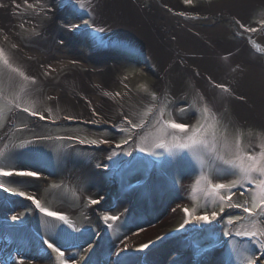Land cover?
<instances>
[{
  "label": "rangeland",
  "instance_id": "1",
  "mask_svg": "<svg viewBox=\"0 0 264 264\" xmlns=\"http://www.w3.org/2000/svg\"><path fill=\"white\" fill-rule=\"evenodd\" d=\"M154 1L176 20L185 21L186 25L202 21L200 27L203 29L208 23L209 27L221 25L231 31L237 25L232 23L228 13H216L213 9L216 4L225 3L226 0H192V4H186L184 0ZM87 2L0 0V14L6 17L0 15V48L4 49L13 67L21 69L36 80L34 84L22 81L17 74L6 69L0 60V73L11 76L10 82L0 79V109L3 110L0 112V167L13 169L14 165H11L16 154L19 157L24 151L26 157L29 154L39 156L43 165H37L35 169H40V172L43 169L53 172L55 165L49 167L50 160L67 156V149L71 150L70 153L74 152V161L83 164L90 162L92 169L89 170H85L83 166L82 169L74 167L77 179L74 174L71 177L78 184L71 192L77 201L74 204L63 197L70 196L69 192H28L30 195L34 194L43 207L66 215L71 224L81 230L75 233L80 237L75 242L77 246L70 251L65 250L66 245L61 249L65 251V258L75 257V264H199L204 257L211 264H251V260H255V264H264V256L260 255L259 245L255 241L225 234L241 230V224L251 227L248 221L233 225L227 223L229 216L247 215L241 208H228L227 204H244L246 201L250 204L251 194L248 192L241 195L239 189H233L235 195L232 201L225 202V211L216 221L210 224L189 223L183 229L180 227L186 218L182 211L185 207L193 210L196 215L205 212L210 215L212 211L219 213L221 205L218 199L214 200L209 194L210 186L214 183L227 184L239 178L238 173L231 174L235 170L231 165L225 164V160L239 162L238 156L244 153L256 154L262 150L264 113H243L230 100L220 96L211 98L208 92L213 88L215 77L208 72L207 81H201L198 71L202 70L197 69L194 74H190L184 67L186 60L181 57L162 71L153 57L139 46L116 44L112 48L108 47L104 34L94 25V13ZM142 2L145 7L150 8L151 0ZM81 4L84 5L83 8ZM55 12L59 13L56 15ZM262 19L264 0H254L247 6L245 16L237 26L241 34L252 36L263 43L264 30L245 31L248 27L259 29L258 22ZM241 23L245 28L240 27ZM72 25H80V28L73 31ZM229 40L245 41L249 50L255 47L246 39L235 36V32L224 41ZM103 46L109 48L107 51L111 69L107 72L99 70V74L102 80H107L110 75L111 81L115 82L112 84L116 87L112 93L109 92L111 107L104 114L93 106L96 95L90 99L77 95L79 99L73 101L69 98V93L75 92L77 88V72L80 69H86V72L96 71L93 56L89 59L86 57L82 64L68 63L61 67L49 64L48 68L56 70L49 74L48 68L43 67L45 64L36 70L37 54L28 55L24 51L26 48H33L32 52L47 54L63 50L72 55L73 52L82 50V54L88 56L93 52L100 53ZM258 57V63L261 62L264 66V53ZM21 84L25 88L23 92L20 90ZM51 90L58 95H50ZM116 93L120 95L116 96ZM16 103L20 104V109L15 107ZM78 105L86 106L84 109L89 111L88 118L80 115ZM23 107L43 113L46 119L40 120L38 116L33 117L23 112ZM205 107L211 110L207 123L216 125L217 143L215 151L211 150V144L209 149H199L202 163L189 150L169 154L158 149V156L141 153L137 135H133L128 144L122 143L128 135L120 131L127 127L122 116H128L133 123L145 121L144 129L139 132L148 136L143 146L150 147L160 135L158 120L187 123L191 127L204 122ZM48 109H51V116L56 119V123L48 119ZM92 109H95L98 116L92 115ZM85 110L84 113L87 112ZM65 116L77 119L65 120ZM93 119L99 122H82ZM168 131L177 136L179 142H186V134L178 130ZM149 133L152 135H148ZM164 138L169 143L174 142L171 135ZM91 139H107L112 143L92 145L87 142ZM208 139L211 141V135ZM80 140L85 143H79ZM115 144H121L122 147L116 148ZM72 146L74 148H70ZM129 152L132 153L131 156L127 155ZM109 156L112 159H108ZM95 166L105 169L106 192L99 188L94 192L89 174L95 171ZM11 180L0 177V182H4L7 187H11ZM112 182L116 185L112 184L111 187ZM79 184H84L81 189L83 192H80L82 185ZM4 193L0 191V233L1 240L6 243L0 244V264H9V257L13 264H18L19 254L36 258V262L26 264H59L57 254L48 249L44 241L48 240L60 247L63 241L53 239L59 228L54 229L52 226H68L44 215L38 209H31L28 200ZM220 194L227 195L224 190H220ZM89 198L100 199V203L91 205ZM18 202L23 207L16 206ZM8 207L12 209L6 213L8 209H4ZM106 214L120 216V219L108 221L112 224L108 228L103 220ZM13 216H18L19 219L13 220ZM257 227H264V222L258 220ZM140 228L144 230L134 234ZM68 230L73 231L71 228ZM11 232L20 241L15 245L8 237ZM159 237L165 238L159 240ZM149 242L154 243L148 249L136 250ZM89 243L92 245L91 249H88ZM125 246L127 250L121 251ZM167 255L169 256L164 262H158L160 256ZM69 264H73V261L70 260Z\"/></svg>",
  "mask_w": 264,
  "mask_h": 264
},
{
  "label": "bare ground",
  "instance_id": "2",
  "mask_svg": "<svg viewBox=\"0 0 264 264\" xmlns=\"http://www.w3.org/2000/svg\"><path fill=\"white\" fill-rule=\"evenodd\" d=\"M87 1L94 13V25L99 32L104 34L105 43L108 47L112 48L116 44L139 46L142 51L153 57L162 71L181 57L186 60L184 67L190 74H194L197 69L202 70L198 71L201 81H207L206 74L208 72L215 77L213 88L208 92L211 98L220 96L222 99L232 101L237 109L243 113L263 115L264 66L261 62L258 63V56L264 53V42L261 43L259 39L241 34L242 32L237 26L240 19L245 16L247 6L254 0H226L225 3L222 2L213 7L216 13H228L232 23L237 24L232 31L221 25L209 27L208 23L203 29L200 27L202 21H194L186 25L185 21L176 20L154 0H151L149 9L145 7L142 0ZM58 13L55 12L56 15ZM3 17L6 18L4 15ZM14 20L16 22L17 18L15 17ZM232 32H235V36L246 39L251 46H255L253 50H249L245 41H224ZM26 49L24 51L28 55L37 54L36 70L42 64H45L46 66L43 67L46 68L49 64L61 67L73 63V61L75 64H82L86 57L89 59L94 53L96 60L93 61H96V67H94L96 71L86 72V69L82 71L79 68L80 71L76 74L77 88L75 92L69 93V98L73 101L76 100L77 95H83L84 98L87 96L89 99L96 95L97 99L93 102V106L102 114L110 110L111 95L109 92L112 93L116 89L112 84L115 82L111 81L110 75H108L107 80H102L99 74V70L107 72L111 69L109 66L111 59L107 51L109 48L103 46L99 50L100 53L93 52L88 56L82 54V50H77L71 55L63 50L57 53L41 54L32 52L34 51L33 48ZM85 68L88 69V66ZM55 72L56 70L52 67L48 68L49 74ZM210 83L212 84V82ZM110 84H112V88ZM216 84L226 85L230 92H223L215 87ZM50 93L53 97L58 95L52 90ZM216 102H218L217 98ZM78 107L83 118L90 116L88 115L89 111L84 109L86 106L80 107L78 105ZM84 110L87 112L84 113ZM105 118L108 117L105 116ZM102 236L105 237V234ZM168 256H160L158 262L160 260L164 262ZM18 257V261L23 259L25 264L36 262V258H28L26 255L19 254ZM204 258L199 261V264H211L209 260ZM177 260L182 262L181 259ZM9 264H13V260ZM36 264L45 263L37 262Z\"/></svg>",
  "mask_w": 264,
  "mask_h": 264
},
{
  "label": "snow or ice",
  "instance_id": "3",
  "mask_svg": "<svg viewBox=\"0 0 264 264\" xmlns=\"http://www.w3.org/2000/svg\"><path fill=\"white\" fill-rule=\"evenodd\" d=\"M186 4H192V0H184ZM19 7V5H17ZM81 7L83 8L84 5L81 4ZM183 15V13H181ZM239 23V22H238ZM260 28L257 27H248L245 28L244 24H240L241 28H245V31L247 32H257L258 30H264V19L260 20L259 22ZM80 28V25H72L71 30L75 31ZM96 31V30H94ZM0 60H2L3 65L6 69L10 70L11 73L17 74L22 81H29L31 83H35L36 80L33 77H30L25 74L24 71H22L19 68L13 67V65L9 62V58L7 55H5L4 49L0 48ZM75 63V61H73ZM0 79H6L7 81H11V76H6V74L0 73ZM215 87L221 89L223 92H230V89L223 84H216ZM20 90L23 92L25 90L24 85H20ZM116 96H119L120 93H116ZM51 99V97H49ZM153 99L155 97L153 96ZM90 103V102H89ZM15 107L17 109H20L21 106L19 103L15 104ZM23 112L28 113L29 115L36 117L38 116L40 120H45L46 117L43 113H38L37 111L32 110L29 107H23L21 109ZM3 110L0 109V112ZM210 109L208 107H205L203 109V123L198 122L197 125H192L191 127L187 123H177L175 121L170 120H158L157 123L160 125L158 131L160 133L159 136L155 138L152 145L150 147L143 146L146 140L148 139V136L141 135L139 130L144 129L145 127V121L141 120L139 123H133L132 119H130L128 116H122L123 123L127 125V127H123L120 129L122 132L128 133L127 137L122 141L123 144H128L130 140H132L133 135H137L140 140V146L139 151L141 153H147L150 156H158L157 150H163L164 152H167L169 154H173L176 151L179 150H189L192 152L193 156L201 161L202 158L199 153V149H209L210 144L213 145L211 148L212 151H215V144L217 143V135H216V125L215 124H208L207 120L209 118ZM149 112H151V109H149ZM48 119L51 120L52 123H56V119L51 116V109H48ZM92 115L98 116V113H96L95 109H92ZM147 115V113L145 114ZM160 116H163V109L160 110ZM65 120H76L77 118L71 117V116H65ZM83 123H92L97 124L99 121L96 119L89 120V121H82ZM168 129L172 130H178L180 133L186 134V142H179V138L172 133L168 131ZM148 135H152L149 133ZM171 135L173 143H169L165 140V136ZM211 135L212 139L211 141L208 139V136ZM68 139H74L73 137H68ZM89 144L97 145V144H109L112 143L111 141L107 139H91L87 141ZM79 143L83 144L85 143L84 140H80ZM116 148H121V144H115ZM225 147H227V141L225 138ZM239 145L237 144V148ZM261 151L256 154L252 153H244L241 156H238L237 162L236 160H225L224 163L231 165L232 169L235 171L231 172L232 175H237L239 178L237 180H233L230 183H214L211 184V191L210 195L213 196V199H218L220 203L219 213L216 211H212L210 215L205 212L202 215H196L194 214L193 210H190L189 208L185 207L182 209V211L185 213V220L184 224H182L180 227L183 229L185 225L189 223H196V224H210L213 221H216L219 218V215L221 213H224L225 207L224 204L227 201H232L233 196L235 195V192L233 189H239L240 194L244 195L245 192H248L251 194V202L249 204L248 201H246L244 204L239 203H228V208H241L243 213H246V216H240L237 215L235 217L229 216L227 218V223L229 225L236 224L241 221H248L251 224V227H245L243 224H241L240 228L241 230H237L234 233L227 232L226 235L235 237H243L247 238L249 241H255L259 245V251L260 255L264 256V227H257V221L260 220L261 222H264V145L261 146ZM127 155L131 156L132 153L129 152ZM108 159H112L111 156L108 157ZM246 161V162H245ZM42 173L39 171V169H27V168H13L11 170H6L5 167H0V177L4 178H10V177H29L33 179H40ZM13 182V181H9ZM16 183L24 184L27 183L26 181H16ZM200 181H197V184H199ZM55 187V186H54ZM0 190H3L5 193H8L15 197H22L28 201H31L32 204L35 205V208L39 210V212L43 213L44 215L48 217H52L55 220L63 222L64 225H67L68 227H60L58 225H53L52 227L59 228V231L54 233L53 239L58 241H63L62 245L60 247L57 246L56 243L49 242L48 240H45L44 243L47 245L48 249H51L52 252L57 254V259L59 260V264H69V261H73V264H75V257L70 256L68 258H65V251H62V247L65 245L67 248L65 250L70 251L72 247L77 246L76 241L80 239V237H77L75 233L80 232L81 230L79 228H75L71 222L68 220L67 216L56 211H51L46 207H43L41 204V201L36 198V196L30 195L28 192L19 190L18 188H10L7 187L4 182H0ZM220 190H224L227 195H221ZM102 199V198H101ZM89 203L91 205H96L100 203V199H91L89 198ZM175 211V209H173ZM13 220L19 219L18 216H13ZM120 219V216H113V215H105L103 217V220L107 224L108 228L112 227V224L108 223V221H118ZM73 229V231H69L68 229ZM143 228L138 229V231L134 234H138V232L143 231ZM165 237H159V240H163ZM123 243V240L121 241ZM154 242H149L148 244H142L140 245L136 250L137 251H143L145 249H148L150 247V244H153ZM92 245L91 243L88 244V249H91ZM127 246H125L124 249H121V251H126ZM50 255V254H49ZM119 255V253H117ZM80 259H83V257H80ZM251 260V258H248ZM19 264H25V261L21 259L19 261ZM251 264H255V260H251Z\"/></svg>",
  "mask_w": 264,
  "mask_h": 264
},
{
  "label": "crops",
  "instance_id": "4",
  "mask_svg": "<svg viewBox=\"0 0 264 264\" xmlns=\"http://www.w3.org/2000/svg\"><path fill=\"white\" fill-rule=\"evenodd\" d=\"M70 148H74V147L72 146ZM67 150H66L68 152L66 154L67 156H64L62 159L58 158L56 160L55 159L50 160L51 162H49L48 166L51 167V165H55L54 166L55 168H53V172L52 170L43 169L41 172L42 175L40 179L38 180L29 178V177H15V176L10 177L12 179L11 181H13L11 183L10 188L15 187V188H18L19 190L21 189L26 192H69L70 196H63V197L68 198L74 204V202H77V201H76L75 196L71 195V192H73V188L75 185L78 186L76 182L77 177L75 175L74 167L76 168L78 167L82 169V166H83L85 170L92 169V167H90V162L88 164L87 163L83 164V162L74 161L73 159L76 158V156L74 155V152L70 153L71 150L69 149ZM24 154H25V151L19 157H17V154H16L11 166L13 167L14 165V168L35 169L37 165H43V163L40 162L39 160L40 159L39 156H36L34 154H29V156L27 155L26 157V155L24 156ZM25 163L27 164L25 165ZM99 168L100 167L95 166L94 167L95 171H92V174H89V177L92 178L94 192L97 191V188L101 189V191L106 192V189H105L106 181H105L104 171H101ZM73 174L75 175L76 179L71 177L73 176ZM16 181H26L27 183L20 184V183H16ZM80 185H82L80 188L81 190L84 184H79V186ZM43 188H45V190H43ZM83 191L84 190H81L80 192H83ZM1 192H4V191L2 190ZM15 198H18V197H15ZM29 203L30 205L32 204L31 201H29ZM20 205H21V202H18L16 204V206H20ZM13 206H14V203H13ZM21 206L23 207V205ZM33 210H36V208Z\"/></svg>",
  "mask_w": 264,
  "mask_h": 264
}]
</instances>
